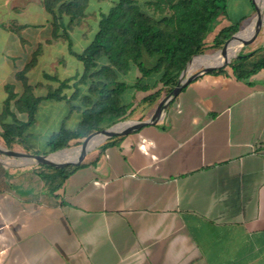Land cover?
<instances>
[{"label":"crops","instance_id":"1","mask_svg":"<svg viewBox=\"0 0 264 264\" xmlns=\"http://www.w3.org/2000/svg\"><path fill=\"white\" fill-rule=\"evenodd\" d=\"M9 24L5 90L19 72L11 49L24 47ZM172 103L158 124L99 147L57 197L6 167L0 264H264V69L249 82L205 74Z\"/></svg>","mask_w":264,"mask_h":264},{"label":"trees","instance_id":"2","mask_svg":"<svg viewBox=\"0 0 264 264\" xmlns=\"http://www.w3.org/2000/svg\"><path fill=\"white\" fill-rule=\"evenodd\" d=\"M227 1L115 0L109 11L102 13L91 43L78 53L71 34L86 19L91 0H42L49 15L52 38L66 41L69 54L82 63L83 73L73 84V79L59 81L46 75L48 79L57 81L59 86L46 96H37L29 73L36 65L39 48L32 61L16 74V79L23 85V92L17 93L15 85L6 86L7 99L0 111V138L5 146L12 148L26 143L44 101L67 102L71 105V113L80 111L82 114L75 128H67L64 124L51 137L48 143L50 154L69 148L73 141L129 120L138 110L132 104L130 94L128 102L124 100L132 90L144 94L140 107H154L175 89L195 56L222 49L227 41L243 31V20L230 21ZM258 1L261 6L263 0ZM251 4L255 16L257 3L251 0ZM221 18L230 24L213 32ZM26 28L27 25L15 22L7 27L20 37L22 44H25L22 32ZM248 55L208 74L227 75L231 71L238 80L249 82L252 76L264 69V47ZM133 71L137 73L133 83L122 79ZM71 89L74 90L71 95L65 93ZM19 115H25L26 120L23 121ZM117 140L105 143L100 150ZM84 166L85 163L63 169L35 166L31 172L40 177L51 195L57 197L66 181Z\"/></svg>","mask_w":264,"mask_h":264},{"label":"rangeland","instance_id":"3","mask_svg":"<svg viewBox=\"0 0 264 264\" xmlns=\"http://www.w3.org/2000/svg\"><path fill=\"white\" fill-rule=\"evenodd\" d=\"M114 1L115 0H91L86 19L71 34L76 52L81 53L91 43L98 31V24L102 13H107ZM5 3L8 4L0 8V20L2 23L15 22L19 25H38L45 23V20L49 19L48 13L43 8L42 0H0V4L4 5ZM12 4H17L18 8L15 10H10V6H12ZM227 4L229 7L230 19L233 22L243 20V27L244 29L246 28L245 30L243 29L244 32L240 35L238 40H234L235 42L232 41L228 45L227 50H229L232 49L241 38L245 36H249L250 38L252 36L256 28L257 18L253 21L256 15L253 18L255 10L253 6L250 5L249 0H228ZM262 5L263 4L261 3V7ZM262 14L264 16V9L262 10ZM248 16H251V18L247 19ZM251 22L252 26L250 24V28L249 23ZM227 24L228 22L225 20V18L219 19L215 24L216 29L213 32H216ZM51 29L52 28L47 26L42 30L32 27L27 29L25 32H22V37L27 39V41L25 40V44H23L24 47L19 44V42H16L15 45H13L10 53L12 61L15 63L18 71H21L28 63L32 61L34 53L38 51L39 48H41L39 50V56L36 65L29 73L30 83L35 86V94L37 96H46L51 90H54L59 86L57 81L48 79L46 75L56 78L59 81L73 79L71 81V84H73L76 82L75 79L83 73L84 69L82 63L69 54L68 46L65 40H54L52 38ZM259 34H261L257 41L259 44L256 42L242 54L250 53L252 50L257 49L264 44L263 28L260 30ZM212 53H207L206 55ZM0 57L2 61L1 75L3 76L5 73L8 75L9 70L3 65V55ZM209 65H211V63L203 65H201V63H196L195 65L192 64L189 68L188 74L195 73L196 71H199L200 69H203ZM136 77L137 73L133 71L130 76L123 77L122 79L128 83H133V81L136 80ZM7 83L8 85H15L17 93L21 94L23 92L22 83L17 79L15 81L14 76L10 77L9 79L7 78ZM73 91V89L66 90L65 93L71 95ZM129 94L133 98L131 99L132 104L134 107L138 108V110L131 116L129 120L125 122L143 121L147 118H150L153 113H155V109L159 103L152 108L143 106L140 107L139 105L141 98L144 96V94L142 92H138L137 90H132V92H129L124 96L125 102H128ZM6 96V90L0 86V111L4 106V100L6 99ZM177 103L173 104V107H175ZM70 106L71 105L67 102L44 101L41 103L37 115V122L30 129V137L26 139V143L22 145H14L9 149L33 155L50 154L48 143L51 137L55 133L59 132L64 124L67 128H75L81 119V112L75 111L71 113ZM19 118H21L23 121L26 120L25 115H19ZM98 135L92 137L91 139H94ZM85 144L86 142L83 140L73 141L71 142L68 150L73 152L78 151L80 147ZM0 145L8 148L5 146L1 138ZM98 149L99 147L91 151L84 160V163L92 161L97 155ZM0 161H2L0 164V174L2 175L4 174L5 168L7 167L12 172L18 170L17 173H21V171H25L23 175H32L34 177H38L31 172L32 169L38 165H25V161L23 159H15L3 154H0ZM43 192H48L45 186Z\"/></svg>","mask_w":264,"mask_h":264},{"label":"water","instance_id":"4","mask_svg":"<svg viewBox=\"0 0 264 264\" xmlns=\"http://www.w3.org/2000/svg\"><path fill=\"white\" fill-rule=\"evenodd\" d=\"M256 9H257L256 28H255L254 33L252 34V36L249 39V42H248L249 47L253 46L256 43V40L258 38V34L260 33V30L262 28L264 29V16H263L262 12L259 10L258 6H256ZM250 24L251 23H249V26H250ZM242 32L243 31H240L239 33L234 35L229 41H227V43L224 45V47L222 49H220V50H218L212 54H209V55L203 54V55L195 56L190 61L186 70L181 75L178 85L175 87V89L166 98H164L157 105V107L155 109L156 110L155 113H153V115L150 118H147L143 121H137V122H121V123H118L109 129L97 131V132L85 137L84 139H82L83 141H85V140L90 139L94 135L105 134L104 139L98 145H96L92 148H87L85 146L84 150L82 151V155L77 162H75V163L74 162L54 163V162L50 161L51 156H53L57 153L63 152V151H69L68 150L69 148L62 150V151H58L56 153L49 154V155H33V154H29V153L14 151L12 149L5 148V147L0 145V154H3L5 156H9V157H13L15 159H23L25 161V165L47 166V167H51L54 169H63V168H67L69 166L78 167V166L82 165L84 163V160L86 159L87 155L91 151L96 149L97 147H101L102 145H104L105 143H107L111 140L120 139V138L128 136L132 133L138 132L146 126L158 124L160 122V120L165 116V114H166L167 110L169 109L171 103L178 97V95L183 91V89L186 88L188 85H190L194 80H196L199 77H201L205 74H208V73H210L216 69H221V68L227 67V66L231 65L234 60L241 58L242 56L236 55L230 59H227L221 65H209V66L204 67L203 69H200L199 71H196L193 74H188L189 68L194 63L196 58L214 56L218 53L225 52L228 45L236 38L237 35H239ZM256 50L257 49L252 50L248 56L253 55L256 52ZM121 124H124V127L118 129V126Z\"/></svg>","mask_w":264,"mask_h":264},{"label":"bare ground","instance_id":"5","mask_svg":"<svg viewBox=\"0 0 264 264\" xmlns=\"http://www.w3.org/2000/svg\"><path fill=\"white\" fill-rule=\"evenodd\" d=\"M255 1L257 3V6L259 7V10L262 12V10L264 9V3L262 5V7H261L260 4H259V1L258 0H255ZM256 18H257V14H256V17L253 19V21ZM252 22H251V26H252ZM251 26H250V28H251ZM244 30H243V32H244ZM242 33H240L235 38V40H238ZM260 35L261 34L258 35V38H257L256 42L258 41ZM249 39H250L249 36H245V37L241 38L232 49H229V50L226 49V51L223 52V53H218V54H216L214 56L198 57L200 59L196 63L197 64L201 63V65L210 64L211 63V65H215V64H219V63H224L227 59H230V58H232V57H234L236 55H240V56L247 55L249 53H245V54H242V53L246 52L249 49V46H248ZM198 58H196V59H198ZM122 127H124V124L119 125L118 129H120ZM104 137H105V134H99L97 137H95L94 139H91L85 145L81 146L78 151H75V152H73V151H63V152L57 153V154H55V155L50 157V161H52L54 163H61V162H74L75 163V162H77L80 159V157L82 155V151L84 150L85 146L87 148H92V147L98 145L104 139Z\"/></svg>","mask_w":264,"mask_h":264}]
</instances>
